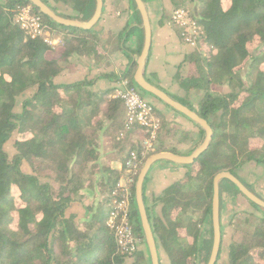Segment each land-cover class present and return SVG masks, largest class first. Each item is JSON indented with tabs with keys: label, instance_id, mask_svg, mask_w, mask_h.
<instances>
[{
	"label": "trees",
	"instance_id": "obj_1",
	"mask_svg": "<svg viewBox=\"0 0 264 264\" xmlns=\"http://www.w3.org/2000/svg\"><path fill=\"white\" fill-rule=\"evenodd\" d=\"M42 1L58 16L84 23L96 9V0ZM129 1L135 10L133 20L142 25L135 1ZM172 1L182 7L178 0ZM190 1L195 8L188 10L203 34L185 59L187 74L178 81L183 96L171 97L204 119L212 137L197 158L180 164L186 167L184 177L155 198L162 204L161 215L144 205L158 260L161 249L169 264H207L213 238L214 177L221 172L236 176L244 163L264 164V0ZM25 5L40 15L47 31L60 36V44L26 36L14 21ZM135 30L127 24L116 37L110 34L103 40L98 21L90 28L60 24L30 0H0V264H152L136 205L137 176L146 157L129 184V217L139 241L133 255L118 251L114 233L106 225L104 205H109L121 170L101 160V137L125 151L123 140L117 139L124 106L110 93L112 87L98 91L93 86L97 79L113 75L57 81L73 54L98 62L105 57V45L116 42L129 60L123 76L128 86L148 93L134 80L143 35L137 49L126 45ZM148 57L149 50L144 64ZM143 76L150 82L145 71ZM191 91L200 93L196 105L189 99ZM156 113L161 125L150 155L179 154L164 142V132L169 131L162 130L166 122ZM191 121L203 139L205 129ZM140 132L136 127L127 137ZM129 147H136L135 141L130 140ZM149 170L142 184L143 203ZM223 189L247 199L222 177L219 212ZM247 201L256 211L244 219L242 240L229 244L226 264H264V213L260 212L264 208ZM206 222L211 235L203 240L201 227ZM219 259L218 251L214 264Z\"/></svg>",
	"mask_w": 264,
	"mask_h": 264
},
{
	"label": "crops",
	"instance_id": "obj_2",
	"mask_svg": "<svg viewBox=\"0 0 264 264\" xmlns=\"http://www.w3.org/2000/svg\"><path fill=\"white\" fill-rule=\"evenodd\" d=\"M146 9L150 27L149 57L143 67V72L150 80L151 84L163 90L169 96H183L179 86V80L183 79L188 70L186 56L195 51L196 45L182 41L178 29L171 24L170 15L175 8V3L171 0H142ZM189 2L190 8H195V4L190 0H180ZM102 12L98 20V27L102 33L103 40L113 34L116 37L127 24L136 26L137 30L126 41V45L131 49H137L141 36L143 42L145 32L143 25H139L133 20L135 10L129 0H102ZM143 23V22H142ZM143 30L141 33L140 30ZM48 36L53 40V45L60 44V36L48 31ZM138 58V57H137ZM137 60V59H136ZM129 60L116 42L105 45V57L98 62L92 58L73 54L69 58V66L66 71L57 77L58 82L70 83L84 78H92L100 74H112L113 78H99L95 81L93 89L101 91L112 87L110 92L114 94L115 89L123 86V78L128 68ZM198 91H191L189 99L194 105L199 97ZM152 96V95H151ZM157 99L156 97L152 96ZM159 100V99H157ZM154 101V100H153ZM160 101V100H159ZM151 102V101H150ZM158 105L154 108L165 120L164 142L175 148L182 156L192 154L201 144V134L199 128L190 119L182 114L164 106L156 101ZM162 102V101H161ZM163 103V102H162ZM123 111L121 117L123 116ZM173 130V131H172ZM140 135H133L124 141H135ZM134 138V139H133ZM101 160L110 163L111 167L121 170L123 150L118 151L113 147L108 138L101 137ZM174 163V162H173ZM186 168L173 165L172 161L155 162L151 166L148 179L145 184V201L148 200L149 209L157 215H161L162 204L155 200L162 190L173 182L184 177ZM236 177L245 184H248L250 191L264 200V164L248 162L239 166L235 171ZM222 205L219 212L220 223V259L219 264H226L228 258V246L231 242H240L243 238L242 224L247 213L256 211L253 206L243 196L223 189ZM144 201V205H146ZM147 206V205H146ZM210 226L206 222L201 227V238H210ZM130 260V259H129ZM160 264H169L167 255L159 250Z\"/></svg>",
	"mask_w": 264,
	"mask_h": 264
},
{
	"label": "built area",
	"instance_id": "obj_3",
	"mask_svg": "<svg viewBox=\"0 0 264 264\" xmlns=\"http://www.w3.org/2000/svg\"><path fill=\"white\" fill-rule=\"evenodd\" d=\"M14 21L27 37H42L47 43L54 44L48 36V31L45 29L40 15L33 11L31 5L21 6L15 14ZM170 22L178 29L180 37L185 43L196 45L203 34L199 22L191 16L186 7H175L171 12ZM113 95L122 100L125 113L124 123L118 131L117 139L126 140L127 134L135 130L136 127H139L142 133L140 140L135 141L136 147L128 149L124 166L129 174L126 182L120 184L118 181L115 189L110 193L106 220V225L114 233L118 251L123 255L131 256L138 249L139 241L129 217V184L137 174L141 159L150 155L155 149L161 118L155 108L141 96L137 89L128 86L126 80L123 81L122 87L115 89Z\"/></svg>",
	"mask_w": 264,
	"mask_h": 264
},
{
	"label": "water",
	"instance_id": "obj_4",
	"mask_svg": "<svg viewBox=\"0 0 264 264\" xmlns=\"http://www.w3.org/2000/svg\"><path fill=\"white\" fill-rule=\"evenodd\" d=\"M35 6H37L41 12L48 15L54 21L65 24V25H74L83 28H90L92 27L100 18L101 16V9H102V0H96V9L92 19L87 22H81L72 19H65L57 14H55L42 0H30ZM137 9L139 10L142 16V25L145 32L143 47L138 56L136 63L137 67L134 72V80L138 84V86L143 89L144 91L154 95L160 101H162L165 105L173 108L174 110L182 113L186 117L190 118L198 122L204 129H205V137L202 143L197 147V149L190 155L182 156L177 155L171 152H161L151 155L147 158L138 174L137 181H136V205L138 208V212L140 215L141 225L145 235V241L148 246L149 255L151 258L152 264H159L158 255H157V248L155 244V240L153 234L151 232V228L148 222V218L145 211V206L142 199V184L144 181V177L151 167L153 163L158 160H167L172 161L179 164H188L191 163L198 155L203 152L209 145L211 137H212V130L207 122L200 118L196 112L192 111L191 109L187 108L180 102L173 99L163 90L159 89L158 87L151 84L147 81L143 76V67L145 63V59L149 50L150 46V27H149V20L146 13V9L142 0H134ZM225 177L231 180L240 192L250 201L254 202L258 206L264 208V200L259 198L253 192H251L236 176L229 172H221L214 177L213 180V197H212V248L211 253L208 259L207 264H214L218 255L219 247H220V223H219V190H218V181L220 178Z\"/></svg>",
	"mask_w": 264,
	"mask_h": 264
},
{
	"label": "rangeland",
	"instance_id": "obj_5",
	"mask_svg": "<svg viewBox=\"0 0 264 264\" xmlns=\"http://www.w3.org/2000/svg\"><path fill=\"white\" fill-rule=\"evenodd\" d=\"M172 1V0H171ZM180 0H178V2H179ZM180 5L182 6V7H187V8H190V4H189V2H180ZM244 71H246V70H244ZM143 92V91H142ZM141 91L139 92L140 94H141V96L147 101V102H149L153 107H154V105L155 106H157L158 104L157 103H155L154 101H156V102H158V103H160V104H162V105H164V106H167V105H165L164 103H162L161 101H159V100H157V99H155V98H153L152 96H151V94H148V93H142ZM154 100V101H153ZM151 101V102H150ZM194 104V103H193ZM168 107V106H167ZM169 108V107H168ZM125 114V113H124ZM118 132V131H117ZM136 135H140V137L138 138V139H134L135 141L137 140V142L140 140V138H141V136H142V133L140 132V133H137V134H135V136ZM16 136V135H15ZM157 137H158V135H157ZM205 137V136H204ZM156 140H158V138H156ZM204 140V138L201 140V143H202V141ZM122 144H123V146H124V156H123V158H124V162H125V158H126V156H127V152H128V149H129V142L128 141H123L122 142ZM167 146L171 149V148H173L171 145H169L168 143H167ZM151 156V155H150ZM149 155L145 158V159H147V158H149L150 157ZM156 162H158V163H161V162H166L167 163V160H158V161H156ZM168 162H170V161H168ZM172 164L173 165H179V166H182V165H180V164H177V163H173L172 162ZM143 166V165H142ZM122 175H121V177H120V179H119V182L118 183H120V184H124V182H126V180H127V176H128V171H127V169L125 168V166L124 165H122ZM182 167H184V166H182ZM142 168V167H141ZM184 168H186V167H184ZM137 170H138V168H137ZM141 170V169H140ZM138 177V176H137ZM133 181H134V179H133ZM132 181V182H133ZM109 201H110V198H109ZM145 203H146V205L148 206V200H146L145 201ZM108 204H109V202H108ZM108 208V206H107V204H105L104 205V209H107ZM260 212H262V213H264V211H261L260 210ZM247 215V214H246ZM242 230L245 228V224H242Z\"/></svg>",
	"mask_w": 264,
	"mask_h": 264
}]
</instances>
